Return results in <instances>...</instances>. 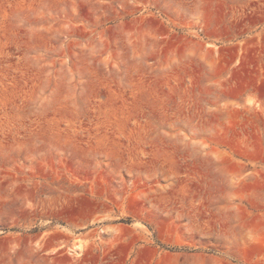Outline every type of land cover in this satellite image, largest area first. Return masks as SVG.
<instances>
[{
    "label": "rangeland",
    "instance_id": "obj_1",
    "mask_svg": "<svg viewBox=\"0 0 264 264\" xmlns=\"http://www.w3.org/2000/svg\"><path fill=\"white\" fill-rule=\"evenodd\" d=\"M0 264H264V0H0Z\"/></svg>",
    "mask_w": 264,
    "mask_h": 264
}]
</instances>
